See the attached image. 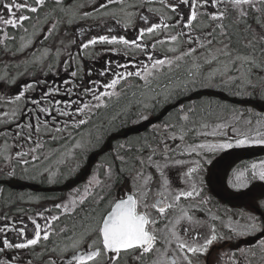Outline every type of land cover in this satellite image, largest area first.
Listing matches in <instances>:
<instances>
[{
    "label": "flooded vegetation",
    "instance_id": "1",
    "mask_svg": "<svg viewBox=\"0 0 264 264\" xmlns=\"http://www.w3.org/2000/svg\"><path fill=\"white\" fill-rule=\"evenodd\" d=\"M30 2L35 6L34 0H30ZM168 2H172V0H168ZM78 3L79 0H63L62 4H57L56 0H46L38 12L23 13L31 17V19L25 20L22 27L13 28L7 26L3 31H0V37H3V40H0V48H7L6 60L0 61V64L6 66L4 80H0V84L3 83L0 86L2 87L0 89V102L7 103L11 101L16 94L24 90L26 85H33L31 89L25 92V96L18 101L20 105H18L19 109L13 121L10 120V123L0 130V149L7 147L9 150L8 156L11 157L10 161L6 160L5 157L0 161V209H3L4 213H6L5 219L0 221V228L6 224H15L17 228L23 226L25 227L27 238L30 239L33 235V220L41 224L43 229L45 218L50 215L60 216L58 221H49L53 225L55 233L50 235L47 241L41 240L38 245L30 246L27 249H9L5 247V250L0 252V260H8L10 264H12V261H15L16 264H50L51 261H55V264H67L75 251L70 247L71 240L68 238L72 237L75 239L78 237L82 231V225L94 224L96 220L100 219L102 213L109 211L110 202L113 199L117 200L122 195L128 194V192L125 193L120 190L116 193L106 187V150L111 147V143L106 140L104 135L109 132L115 134L111 139H114L117 144H124L126 141H129L130 144H139L142 139H151L150 132L154 130L153 126H151L141 133L125 136L130 126L143 122H133L134 117H130L131 109L128 111L124 110L128 107L123 105L124 101L130 100L132 97H136L135 100L139 99L140 94H134V90L137 91L139 87H144L143 85L146 83L144 79L137 76L122 80L115 89L119 95L106 97L107 107L93 109L87 125L82 126L80 129H74L70 126L67 131L63 129L66 123L71 125L73 120L80 118L79 114L71 115L76 107L82 103H96L92 100V94L86 93L85 89L92 88L93 91L97 89L104 91L103 85L113 78V72L123 73L141 70L142 66L148 65L149 57L155 59L168 57L171 59L172 53L163 46L164 43H172V41L167 39L168 34L160 32L158 36L156 35L157 39L154 38V40L145 38L143 43L148 45V47L144 50L126 48L122 44L112 45L105 43L104 45L109 46L101 48L90 46L88 49H82L80 45L89 38L99 35L124 36L128 40L138 39L139 29L151 23H158V15L163 14L171 17V19L176 17V20H179L182 24L190 14L187 5H181L177 12L174 13L164 8L160 0H125V5H140L138 11L135 12L136 16L133 22L128 27H124L122 22H118L121 21L119 17H114L107 22L90 23L88 21L90 16L87 18L82 16V13L87 11L85 8L79 10V16L76 18L82 19L80 24L76 27L70 26V23H68L69 13L66 14L60 9L68 8L69 5L73 6ZM88 5L90 6L89 9H91V4ZM113 6L121 5L113 4ZM150 8L160 9L161 12H149L148 9ZM200 11L212 13L215 9L209 4L205 8L200 9ZM19 14L17 13V16ZM143 16H148L147 22L141 18ZM207 20H209L208 16H200L198 23H202L204 28L205 23H212H208ZM233 20L234 14L231 7H229L228 18L224 20L227 30L226 39L229 44L230 41L232 43L231 30L234 25ZM53 23H56V29L51 35H48V30ZM198 23H194L195 31L189 33L193 36V40L197 36L203 37L209 29V27L199 28ZM37 27H46V35L38 37V34H36L35 38H32V43L19 52L18 39L33 35L29 34V32L36 31ZM184 31L188 32L189 30L184 29ZM4 32L7 33V37ZM179 39H183V45L179 49L184 52L188 38L187 36H181ZM157 41L164 42L157 43ZM44 43H52L56 48L53 50L52 56L44 61H30L43 48ZM153 43H156L154 49L151 47ZM96 45L102 44L98 43ZM57 50L60 52L59 56L56 55ZM91 50L95 53L93 54ZM258 62L263 61L259 60ZM168 69L167 65L163 68L166 71ZM73 71H77V76L73 77L71 75ZM181 74L182 72H180L179 76ZM150 81L158 80L154 76L149 77ZM170 82V80L168 82L161 80L160 84H162L163 88H166V85L170 84ZM186 93L187 91L176 88L171 95L167 94L163 98H160V96L153 97V106L155 108L151 109L150 115L161 113L164 107L170 105L172 101H180L182 105V102L187 99ZM160 99L162 102H160ZM33 101H39V104L33 103ZM257 106H261V104L258 102ZM45 108L50 111V114L42 111ZM1 110L2 107H0ZM175 110L177 109H171L163 121L160 122L168 125L169 116ZM63 113L69 114L65 115ZM108 113L111 114V119L115 117L117 124L110 125L104 122L105 120L107 121L106 116ZM93 120H98L95 126L93 125ZM57 128L62 131L57 132ZM92 131L94 135H91ZM69 132L71 135L68 134ZM87 132L89 133L87 134ZM82 133H86L89 137L86 139V136ZM80 135L84 136V144L80 158L77 161L75 157H70L63 159V162L58 163V166L55 167L54 164L40 163V157L36 156L37 159H32L34 154L39 155L42 150L52 149V151H55V149H58L55 151L58 152L67 148L70 153L71 149L75 150L73 146ZM52 136H55L56 139L53 140ZM16 142L20 144H14ZM155 142L153 138L148 144ZM142 144H145V142H142ZM37 145L40 146L37 147ZM33 149L35 150L34 152L32 151ZM242 150H244L242 157L238 150H233L234 154L241 158V160H238L241 161V164H238L239 169L249 168L252 150L246 147H243ZM17 152L25 153L22 158L29 161L27 165L20 163L21 157L16 156ZM13 169L14 175L10 174ZM55 172L59 173V176H56L57 178L51 177L52 173ZM213 174L209 178V187L203 189L201 197L208 200L206 204H202L207 209L210 208L212 210L210 215L212 221L210 222L214 225L218 239L209 246L206 253L195 256L197 264H245L246 260H251L252 264H258L257 261H259V264H264V261L260 259L259 252H257L256 257H252L247 252L242 254L239 251V249H255L259 239H264V236L255 243L248 244V239L260 232L242 237L235 236L228 228L229 222L228 224L226 222V220H237L241 213H252L259 216L260 221L264 222V209L257 211V209L250 206L248 198L243 195L245 192L259 191L261 184H264V182H256L258 181L256 180L254 183L251 182L249 188L236 190L222 187L221 184L223 183L219 174H217L216 178L212 176ZM93 177L100 180V183L92 188V184L89 187V181L94 182ZM85 187H88V195L80 203L79 198L84 195ZM31 196L38 198V202L30 205V198L28 197ZM61 197H67L68 199L76 197L77 199L74 210L64 213L66 216L55 207ZM100 197H103V200ZM43 202L51 203L44 204ZM38 213H43V216L38 215ZM61 229H64V231H61ZM156 235L158 236L157 232ZM5 238L13 243L23 242L17 239L15 230L9 229L6 232H0V247H4L2 241ZM92 238H87L81 247L87 249ZM160 241L161 237L158 236L156 247L161 245ZM63 242H67V251H62L61 245ZM173 247H175L174 244ZM52 249H55V251ZM154 254L155 251L143 257L141 264H151L155 257ZM171 255L172 251L168 253L169 257ZM121 257L118 264H137L132 254L126 255L122 252Z\"/></svg>",
    "mask_w": 264,
    "mask_h": 264
},
{
    "label": "snow or ice",
    "instance_id": "2",
    "mask_svg": "<svg viewBox=\"0 0 264 264\" xmlns=\"http://www.w3.org/2000/svg\"><path fill=\"white\" fill-rule=\"evenodd\" d=\"M46 0H34L35 6L30 0H5V3L0 4V8H3L4 11L0 12V31H3L7 26H11L16 28L18 26H23V22L25 20L31 19V17L24 15V12L36 13L45 4ZM63 0H56L57 4H62ZM125 0H104V2L100 3L98 7L95 9L97 13L101 16H114L116 13L114 10H107L109 5L120 4L122 7L120 8L121 12H124L126 19L122 22L124 27H128L132 22L136 13L126 11L123 7ZM160 3L164 6V8L177 12V9L181 7V5H187L190 11L189 16L184 20L181 24L179 20L176 21L175 24L169 25L168 20L171 17L166 15H159L158 23H151L150 25H146L143 28L139 29V38L128 40L124 36L117 37L116 35H99L93 36L89 38L85 43H82L80 47L82 49H88L90 46H95L98 43L101 44H112L118 45L122 44L126 48L130 49H139L144 50L148 45L143 43L145 38H151L153 36L159 35L160 32H166L167 39L179 43V38L181 36H187V42H193V36L190 35V32L195 31L194 23H198L200 16H208L210 21L216 22L215 28L212 31L208 32L207 36H213L215 30L218 28L220 30L221 36H227L226 26L224 24V20L228 18L229 15V7L235 12V23H244L246 25V30L251 26L247 24V19L249 17V9H251L256 14H264V0H172V2H168V0H160ZM211 4V6L215 9L212 13H207L204 11H200V9L205 8L207 5ZM259 5V6H258ZM127 7H132V5H128ZM62 12L71 13V16L74 17L76 12L72 11L71 5L68 8H61ZM105 10V11H101ZM149 12L160 13V9H148ZM17 13H20L17 16ZM92 13L84 12L82 16L87 18L91 16ZM144 21H148V16L141 17ZM256 22L260 24L261 28L264 29V22L261 21L260 15L255 16ZM46 22V21H45ZM69 23L72 22V18L70 17L68 20ZM59 23V22H57ZM180 26L181 31H177L173 33L171 29ZM56 23L51 25V28L48 30V35H51L52 32L56 29ZM35 27V26H34ZM184 29L189 30L185 32ZM27 31V29H25ZM4 35L7 37V33L4 32ZM36 33H33V37ZM26 42H23L20 46L19 51H23L29 44L32 43V38ZM23 41V37L21 38ZM197 41H199L200 37H195ZM261 40L264 41V37H261ZM164 41H157V43H163ZM222 43V41H219ZM212 40H207L206 44L210 45ZM205 43H200L198 46L201 48L206 47ZM248 46H252V41L248 42ZM151 47L154 49L156 47V43H153ZM115 50V49H113ZM172 51H176V49H171ZM49 50H44V55L47 54ZM218 53H222L226 57H231V52L228 50V45L225 44L223 49H217ZM196 52V48H189L186 52L182 53L180 56L176 57V60L183 59L184 56H190ZM127 54V53H126ZM208 58L205 59V63L211 64L213 61L218 60V56L213 53L212 49H208ZM57 56L60 55L59 50L56 53ZM264 55V53H262ZM43 59V56L41 57ZM151 61L150 65L142 66L141 70L137 71H127V72H113V78L107 83L103 85L104 91H93L92 88L85 89L86 93L92 94V100L96 103H82L80 106L74 109V112L71 115L79 114L80 118L75 119L71 122V125L65 124L64 131H67V128L70 126L74 129H80L82 126H85L89 123L91 118V113L93 109H99L101 107H107L106 97H111L113 95H119L118 92L115 91L117 85L121 83L122 80H126L128 77L137 76L144 79L145 83L149 82V77H154L155 73L163 70L165 65L171 68L173 64V60L164 57L163 59H155L153 57H149ZM240 62V67L236 69L239 73L237 76H227V80L225 83L235 82L236 80L242 81L243 87H257L256 84L253 83L251 79L252 67L261 68L264 66V62H258L253 55H240L229 59L227 62L223 63V70L220 67L214 68L208 72L205 77L207 80L211 81L216 76L224 77L232 64ZM251 65L246 70L244 69V65ZM178 66V65H177ZM193 68L195 71L189 70V78L183 81L182 83L177 84L175 87L177 89L189 90L191 88H195L200 81L198 77L200 75L199 69L201 65L198 63L193 64ZM73 77L77 76V71H73L71 73ZM264 80V77L259 78ZM210 86V85H209ZM33 85H26L24 90L20 91L16 94L11 102L15 103L20 101L24 96L25 92L31 89ZM175 89H169L168 95H171L172 91ZM260 95L264 97V87L261 88ZM33 103L39 104V101H33ZM75 103V102H72ZM181 110H183V106H181ZM42 111L48 112L50 111L45 108ZM189 112L193 111L192 108L188 109ZM68 115L69 113H63ZM4 115H8L5 113ZM16 113L13 112L12 116H15ZM243 114L241 113L240 116ZM146 119L147 117H142ZM189 119L188 115L185 114L183 116V120L187 121ZM239 120V117H236ZM7 122V121H5ZM245 124L248 125V129L246 131H239L236 127H232V131L236 133L234 139H221L217 142H207L195 145L191 148L192 152H195L197 156L200 157L198 160L191 161L193 166L188 167L185 175L189 178H192L194 175L196 177L199 176V173L203 171V164H211L212 161L208 159V154H214L220 150L232 149L234 147H243L247 145H264V116L255 121V127L253 128V121L251 119L245 120ZM165 128L172 127L171 125H165ZM202 127H207L206 124L202 125ZM217 128H225L228 127L225 123H220L216 125ZM57 132L62 131L57 128ZM71 135V133H68ZM213 136L216 135L215 132L212 133ZM175 139V136L172 137ZM183 135H181L180 139L183 140ZM52 139L55 140L56 137L52 136ZM40 145H37L39 147ZM75 148L83 147V144L80 140H77L74 144ZM165 153L167 155V145H165ZM206 150V151H205ZM35 151L34 149L32 150ZM25 153L17 152L16 156L21 157L20 163L27 165L29 163L28 160L23 159L22 157ZM155 155V152H153ZM6 160H11L10 156L5 157ZM33 160L37 159L35 155L32 157ZM119 159L123 162L124 157H119ZM150 163L155 164L157 170L160 171V175L162 179V187L167 190L168 180L164 177L163 169L167 167V163L160 164L159 162L152 161V157L148 158ZM142 167L137 170L134 176L133 182V191L130 194H124L118 200L113 199L110 202V210L106 213H102L99 220H96L94 224H86L82 225V231L78 237L75 239L69 237L71 240L70 247L74 249V253L71 258L68 260L67 264H118V261L122 258L121 253L124 254H132L133 259L137 262V264H141L142 258L147 254L152 252H160V249L156 247L158 243V236L156 235L155 224L157 223L156 219H151L150 214L148 212V208L150 205L146 202L148 193L151 191L149 185V180L151 177H145L143 173V165L144 161H140ZM176 164H185L188 163L184 160H176ZM12 175L15 174L14 169L11 171ZM54 176L55 173H52ZM108 176L112 175L111 168L108 169ZM95 183L99 184L100 181L93 177ZM140 180L142 183L139 187L136 186L135 181ZM260 181L264 182V161H261L259 165L256 163H252L250 165V170L248 167L243 169H237L233 173V178L229 180V184L233 189L241 190L249 188V185L252 181ZM93 181H89V187ZM203 191L202 183H197V180H193L190 186V190L183 191L179 190L174 195L173 199L176 203L181 200V197L187 198H197L201 197V192ZM79 192V190H77ZM88 195V187L84 189V195L80 196L79 202L82 203L83 200ZM250 203V206L260 211L264 209V184H261L259 191L257 192H245L243 193ZM158 196L163 197L164 192H159ZM103 200V197H100ZM201 203L206 204L208 200L206 198L201 197ZM77 203L76 197H73L69 203L63 205H56L57 209H63V213H68L74 210V206ZM176 203L170 204L166 198L158 199L157 202L151 207L156 208L158 212L163 216L166 209L176 207ZM38 215L43 216V213H38ZM60 216L58 215H50L45 218V224L42 229L41 224L37 223L33 220V235L32 238H27L25 233V227L20 226L16 227L15 224L5 225L0 228V232H6L9 229L15 230L17 239L22 240L23 242L13 243L10 242L7 238L3 239L2 244L4 247H0V252H3L6 248L12 249H27L30 246L38 245L41 240L47 241L49 236L55 233V229L53 225L49 221H58ZM182 219H186L189 222H194L193 217L188 215L187 210L182 209V216L178 217L176 220V224H179ZM194 223H200L199 221H195ZM167 227V226H165ZM228 228L235 234V236H247L253 235L257 232L264 233V222L260 221L259 216L254 215L252 213H241L240 217L235 221H230L228 224ZM64 231V229H61ZM185 236L182 237L173 226L172 229L169 230L170 238H167L161 243L165 244V250L161 254L160 258L153 260L152 264H193V257L198 254L206 253L209 249V246L213 244L214 241L218 239V235L216 233L215 228L211 229V235L207 238H204L201 233L194 232L191 236H188L189 229H184ZM75 235V234H74ZM91 242L88 244L87 249H83L81 245L84 241L89 238ZM187 237V238H185ZM222 238V237H221ZM203 239V243H198L197 241ZM173 244L175 247H173ZM55 251V249H52ZM68 246H65L62 251H67ZM169 250L172 251L171 257L168 256ZM239 251L243 254L247 252L252 257L257 256V252L260 253V259L264 261V239H259L258 243L255 246V249H239ZM234 255V253H233ZM0 264H10L8 260H0ZM50 264H55V261H51ZM245 264H252L251 260H246Z\"/></svg>",
    "mask_w": 264,
    "mask_h": 264
},
{
    "label": "rangeland",
    "instance_id": "3",
    "mask_svg": "<svg viewBox=\"0 0 264 264\" xmlns=\"http://www.w3.org/2000/svg\"><path fill=\"white\" fill-rule=\"evenodd\" d=\"M4 2L5 0H0V4H3ZM102 2H104V0H79L78 4L71 6L72 11L76 12V15L72 17L71 13H69V16L72 18V22L70 23V26L73 25L76 27L77 25L80 24V20L82 19L80 20L76 19L79 16L78 12L80 9L85 8L87 10L86 12H92V10L96 9L98 5ZM88 4H91V9H89L90 6ZM127 6L128 5H125V4L123 5L125 10L129 12H134V13L137 12L138 9L140 8V5L132 6V7H127ZM121 7L122 6H117V7H114L113 5L108 6L107 10L115 11L116 14L114 16H101L96 11H93L92 15L88 18V21L90 23H101L103 21L107 22L108 20L113 19L114 17H119V20L124 21L126 19V16L124 12L120 11ZM3 11L4 9L0 8V12H3ZM233 14H234V20H235V12H233ZM256 15H260L261 21L264 22V14H256L251 9H249V17L247 19V24L250 25L251 27L246 30V25L244 23H236V25L239 26L240 32L245 35L243 37L244 39L242 40V43L246 46L245 49L246 51H248V53H245L246 51L244 50H241L243 52L241 51L239 52L238 49L236 48L233 50L229 46L230 44L227 42L226 37L220 35V30L218 28L215 30L213 36H207L206 34L212 31L213 28H215V24L213 23H216L210 20H207V22L208 23L212 22L211 24H206V23L204 24V28L209 27V29L205 32L203 37H200L199 41L194 39L192 43L187 42L184 52H186L189 48H196V52L190 56H184L183 61H181V59L180 60L175 59L176 57L184 53V52H181V50L179 49L180 46L183 45L182 44L183 39H179V43H176V42H172V43L170 42L168 44L164 43L163 46H165V48H167V50H169L172 53L171 59L173 60V64L171 68H169L167 71L162 70L161 72L158 71L155 73V79L158 81H153V82L150 81L147 84L143 85L144 87L142 86L139 87L137 91L134 90L135 91L134 94L135 93L140 94L139 99L135 100L136 97H132L130 100L124 101V104H123L124 107H128L124 110L128 111L131 109L130 117H134L133 122L137 123L139 121H144L148 119L149 116H151L150 115L151 109L155 108V106H153L154 101L152 100V98L155 96H160V98H163L165 95H167L166 92L169 89H176L175 86L177 84L182 83L183 81L189 78V70H193V71L196 70L193 68L194 63H198L201 65V68L199 69L200 75L198 77L200 84H197L196 85L197 87L192 88V91H189L188 93H186V96L188 94L186 102H189V103L196 102L197 103V102H200L201 100L208 101L209 96L203 95L201 91L202 89L201 87H206L209 85H210L209 87H218L219 89L223 87L224 88L231 87L234 89V91L238 89L239 91L242 92L241 97L249 96V94H253V93L260 94L261 88L264 87V80H261L259 78L264 77V66H262L261 68L252 67L251 79L253 83L257 85V87H251V86L243 87L242 81L239 79L236 80L235 82L225 83V81L227 80V76L239 75V73L236 71V69L240 67L239 61L231 65L230 70L224 77L216 76L211 81L205 78L208 72L214 68L220 67L221 70H223V63L227 62L229 59L236 56L237 54L253 55L257 61L261 59L259 58V56H263L262 53L264 52V49L262 51L260 49L261 53L259 55V50L257 48L254 49L253 46L249 47L246 41V40H248V42L252 41V45L255 42L257 43V41H260L261 46L264 47V41L261 40V37H264V29H262L260 24L256 22V19H255ZM158 18H159V15H158ZM234 20H233V23H235ZM176 21H177L176 17H174L173 19L168 20V23L169 25H173L176 23ZM46 27L45 28L37 27L36 31L34 30L31 33L29 32V34L36 33L38 34V37H41V36L44 37L46 35ZM198 27L203 28V24L198 23ZM234 27L235 26H233V28ZM171 31L175 33L177 31H181V28L179 25H177L176 27H173ZM35 36L33 37V35H30L27 37H23L24 38L23 41L21 38L18 39L19 49H20L21 44L23 42H26L29 39V37L35 38ZM157 36H153L151 38L154 40V38L157 39ZM246 36L248 37L247 39H246ZM0 40H3V37H0ZM147 40H150V39H147ZM162 40H164V38H162ZM207 40H212V43L210 45H207L206 44ZM219 41H222V43H220ZM200 43H205L206 47L204 48L199 47L198 45ZM225 44L228 45V50L231 52V57H226L222 53H218L216 51L217 49H223ZM107 46L109 45L102 44V45H95L94 47L101 48V47H107ZM173 48L176 49V51H172L171 49ZM45 49L49 50L46 55H44ZM55 49L56 48L53 46L52 43H49V44L44 43L43 48L40 49L35 54L34 58L30 59V61H33V62L44 61L48 57L52 56L53 50ZM208 49H212L213 53L218 56V60L213 61L211 64L205 63V59L208 58L209 56ZM91 52L93 54L95 53L92 50ZM6 53H7L6 47L4 49L3 48L0 49V61L1 62L6 60ZM42 56H43V59H41ZM263 59H264V56H263ZM147 64L150 65V61H147ZM248 67H251V65H248V64L244 65L243 70H246ZM5 72H6V66L0 64V80H4ZM180 72H182L181 76H179ZM161 80H164L166 82L170 80L171 82L170 84L168 83L166 85V88H163L162 84H160ZM2 84H0V86H2ZM198 87H200L201 89ZM0 89H2V87H0ZM160 102H162L161 99H160ZM5 104L7 105L5 106ZM18 105H20V102H15V104L12 103L11 101H8L7 103L0 102V107H2V110L0 111V130L2 129V126H7L10 123L9 122L10 120L13 121L15 116H12V113L13 112L16 113L18 111L19 109ZM232 108L233 109H230L228 112H225V111L220 112L221 115H218L217 117H215V119H212L211 121L202 120L198 123H196L197 122L196 121L194 123L189 124L187 121L183 120V116L187 113V110L184 109V106H183V110H180L179 114L175 115L178 118H174V116H171V117L169 116L168 125H171L172 127L165 128L164 127L165 124H156L153 126L154 130L150 132V135L156 139L157 141L156 144H148L147 149H142V151H139L140 146H137L136 149L134 148L136 151V153L134 154L135 160L134 161L126 160V162L129 164H131L132 162L133 163L130 169L128 170V174L125 177H122L121 182L119 184L116 182V176L114 177L113 175L111 176L107 175V172L109 169V166H107V170H106L107 189L114 190V192L116 193L118 190L124 191L125 193H127V192L133 191V182H134L135 173L137 170L141 169L142 167L140 161L141 160L144 161V165H143L144 176L151 177V179L149 180V185H148L151 191H149L147 201H146L150 205V207L148 208V212L150 214L151 219L157 220V223L155 224V228L157 230L158 236L161 237V241L167 239L168 236H170L169 230L172 229L173 226H175L176 231L182 237L185 236L184 229L187 228L189 229L188 236H191L194 232H199L204 238H207L211 235V229L214 227L213 223H211L208 219L210 218L212 210L210 208L207 209L206 207L203 206V204L200 202L201 197L187 198V199H185L184 197H181V200L178 203H176L173 197L177 193V191L190 190V186L193 180H197V183H202L203 189L208 188L209 178H210V175L213 173L215 174H213L212 176L215 178L217 174H219L222 180V183H223L221 184L222 187L232 188L231 185L229 184V180L233 178L234 171L239 169L238 164H241V161H238V160H241V158H239L237 154L235 155L233 150H238L242 157V155L244 154V150H242V148L243 147L250 148L253 152L252 158H257V159H251V164L256 163L257 165H259L261 161H264V145H247L243 147H234L232 149L220 150L214 154H208V159H210L212 163L203 164V161H202L203 171L199 173L198 177L194 175L192 178H189L185 175L188 167L193 166L191 164V161L200 159V157L197 156L195 152L191 151L192 147L198 144H202V143L217 142L221 139H234L236 136V133L232 131L233 126L236 127L239 131H246L249 126L245 124V120L251 119L253 121L252 127L254 128L255 121L257 119H260L262 116H264V111H260L256 107H253L250 105H246V106H243V105L236 106L235 105ZM5 113H7L8 115H4ZM241 113L243 114L242 116H240ZM110 117H111V114L108 113L106 116L107 122H109ZM142 117H147V118L143 119ZM236 117H239V120H237ZM176 119H177V122H176ZM97 122L98 120H93V125L95 126ZM180 123H182L183 125H180ZM220 123H225L228 125V127H225L222 129L217 128L216 125ZM204 124H206L207 127H202V125ZM89 132H87V134ZM213 132L216 133L215 136L212 135ZM82 134L86 136V139L87 137H89V135H87L86 133H82ZM91 135H94L93 131L91 132ZM173 135L175 136V139L172 138ZM181 135H183L184 137L183 140L180 139ZM83 137H84L83 135H80L76 139V141L80 140L81 143L84 144ZM14 144H20V143L16 142ZM85 144H86V140H85ZM165 145H167V155L166 156L164 155L166 151ZM121 147H124V150L127 149L125 145L123 144L120 145V148ZM82 149L83 147L75 148V150L71 149L70 153H69V149L67 148L61 149L58 152H55L58 149H55V151H52V149L42 150L40 151L39 155L38 154H34V155L37 157H40L41 159L40 163L46 162L49 165L54 164V166L57 167L58 163L63 162V159L75 157L77 161L78 158H80ZM153 152H155V155H153ZM8 155H9V150L7 147H3L2 149H0V161H2V159ZM123 156H124V152H123ZM149 156L152 157V161L159 162L162 165L165 164V162L167 163V167L163 169L164 177L167 178L168 180V186H167L166 191L162 187L163 178L160 175V171L156 169L155 164L149 162L148 160ZM176 160H184V161H187L188 163L176 164L175 163ZM56 176L58 177L59 173L55 172L54 176L51 175V177H56ZM253 182L254 181H252V183ZM256 182H259V181H256ZM135 183H136V186L139 187L142 181L136 180ZM96 184L97 183H95L94 181L92 183V188ZM159 192H164V196L167 198L170 204L176 203V207L168 208V210L165 211L163 216H161V214L155 208L151 207V205H153L154 203V199L158 196ZM202 194H203V191L201 192V196ZM28 198H30V201H29V203H31L30 205L38 202V198L36 197L31 196ZM70 200L71 199H68L67 197L65 198L61 197L60 200L57 201V204H60V205L67 204L69 203ZM50 203L51 202H48V203L45 202L44 204H50ZM182 209L187 210L188 215L193 217L194 222L199 221L200 223L189 222L186 219H182L179 224H176L175 222L177 218L182 216ZM59 211L60 213H63L62 208L59 209ZM5 217H6V213H4L3 209H0V221L4 220ZM230 221L232 220H226L227 224ZM202 241L203 239H200L197 242L201 243ZM65 246H68L67 242L62 243L61 245L62 249H64ZM157 248L160 249V252H155L154 254L155 257L153 260L160 258L161 254L165 250V244L161 243V245ZM170 251L171 250H169V252ZM257 262L259 264V261ZM12 264H16V262L12 261ZM193 264H197L195 257H193Z\"/></svg>",
    "mask_w": 264,
    "mask_h": 264
},
{
    "label": "trees",
    "instance_id": "4",
    "mask_svg": "<svg viewBox=\"0 0 264 264\" xmlns=\"http://www.w3.org/2000/svg\"><path fill=\"white\" fill-rule=\"evenodd\" d=\"M235 33L233 36V44L236 46V49H238V51L240 52L241 50L246 51V47L244 46V44L242 43V40L244 39L243 37L245 36L243 33L240 32L239 26L236 25V29H235ZM247 38V36H246ZM243 52V51H241ZM200 84V83H198ZM197 87V86H196ZM200 88V87H198ZM202 88V89H201ZM201 91L203 93V95H207L208 97V101H200V102H193V103H189L183 101V106L184 109L187 110V115L189 117V119L187 120V122L189 124L191 123H198L200 121H204V120H208L211 121L212 119H215V117H217L218 115H221L220 112H228L230 109H233V106H237V105H243L246 106V102L248 103H255L256 100H248L247 96L245 97H241L242 96V92L239 91L238 89H236V91H234L233 88H221L219 89L218 87H201ZM189 91H192V88L187 90V93ZM190 94V93H189ZM188 96V94H187ZM260 98V97H259ZM192 100V99H191ZM248 100V101H247ZM260 102L264 103V98H260L259 99ZM175 102V101H173ZM192 108L193 111L189 112L188 109ZM115 118V117H114ZM109 119V122H107L106 120L104 122H107V124L109 123L110 125H115L117 124V121L115 119ZM174 118H178L176 116H174ZM115 120V121H114ZM177 122V119H176ZM115 134L113 133H106L104 136L106 137V140L109 141L111 143V147H109L106 151V161H107V165L109 166V168H111V170L113 171L112 175L115 177L116 176V182L120 183L122 177H125L128 174V170L130 169L131 164L127 163L126 160L128 161H134L135 160V149L137 146H140L139 151H142V149H147L148 143L151 139H153V137L151 136V139H142L139 141V144H130L129 141H126L123 145H125V147L127 149L124 150V147L120 148V145L122 144H117V142L113 139H111V137H113ZM111 140V141H110ZM132 139H130L131 141ZM154 140L156 141V139L154 138ZM133 142V141H131ZM142 142H145V144H142ZM100 144V143H99ZM133 148V149H132ZM135 148V149H134ZM123 152H124V156H123ZM119 157H125L124 161L122 162Z\"/></svg>",
    "mask_w": 264,
    "mask_h": 264
},
{
    "label": "water",
    "instance_id": "5",
    "mask_svg": "<svg viewBox=\"0 0 264 264\" xmlns=\"http://www.w3.org/2000/svg\"><path fill=\"white\" fill-rule=\"evenodd\" d=\"M174 106H177V104H175ZM172 106V107H174ZM171 106H167L166 109L159 115V116H156V117H153L137 126H134L132 128H129L126 132V135L129 134V133H138V132H141L143 131L144 129H146L150 124L162 119L163 116L166 115V113L172 108ZM161 198H164V197H157L155 199V203L157 202L158 199H161ZM264 233H261L259 234L258 236L254 237L251 241V243L255 242L259 237L263 236Z\"/></svg>",
    "mask_w": 264,
    "mask_h": 264
}]
</instances>
